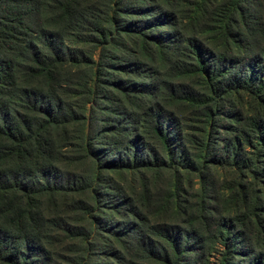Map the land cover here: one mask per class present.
I'll return each mask as SVG.
<instances>
[{"label":"trees","instance_id":"16d2710c","mask_svg":"<svg viewBox=\"0 0 264 264\" xmlns=\"http://www.w3.org/2000/svg\"><path fill=\"white\" fill-rule=\"evenodd\" d=\"M213 253L264 264V0H0V264Z\"/></svg>","mask_w":264,"mask_h":264},{"label":"rangeland","instance_id":"374dc122","mask_svg":"<svg viewBox=\"0 0 264 264\" xmlns=\"http://www.w3.org/2000/svg\"><path fill=\"white\" fill-rule=\"evenodd\" d=\"M219 250H223V247L222 246H218ZM217 258H218V254H212L211 255V258H210V264H216L217 262Z\"/></svg>","mask_w":264,"mask_h":264}]
</instances>
